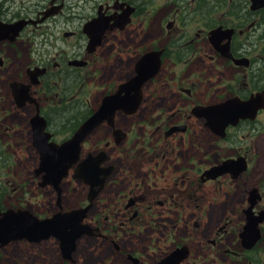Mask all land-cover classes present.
<instances>
[{
	"label": "flooded vegetation",
	"instance_id": "flooded-vegetation-1",
	"mask_svg": "<svg viewBox=\"0 0 264 264\" xmlns=\"http://www.w3.org/2000/svg\"><path fill=\"white\" fill-rule=\"evenodd\" d=\"M17 21V35L0 40L14 55L0 54V213L87 207L82 223L92 230L71 254L81 238L99 239V253L112 250L108 264H264V0L0 7V24ZM137 67L138 105L117 107L78 141L58 192L38 184L42 139L32 136V119L44 124L45 143L61 145L102 97L125 82L129 94ZM102 175L99 188L92 179ZM235 190L232 207L223 196ZM179 220L183 239L172 237ZM145 224L163 226L171 245L151 249L154 233L143 229L146 244L136 249L131 226ZM119 226L129 230L122 242Z\"/></svg>",
	"mask_w": 264,
	"mask_h": 264
},
{
	"label": "water",
	"instance_id": "water-1",
	"mask_svg": "<svg viewBox=\"0 0 264 264\" xmlns=\"http://www.w3.org/2000/svg\"><path fill=\"white\" fill-rule=\"evenodd\" d=\"M22 24L23 22L21 21H17L13 24H0V40L5 39V37L12 40L14 36L17 35ZM90 25L92 27L93 23ZM85 28L87 29V25ZM91 32L93 33L88 32L87 36L89 37V44L94 45V43L96 44V42L100 40L98 37L99 34H97L96 31ZM135 71L136 77L128 80L129 94L127 93V82H125L119 86L114 94L102 97V102L97 108V111L82 122L74 132L72 139H69L61 145L54 146L53 144L45 143L49 136L43 133L44 124H42L37 117L32 119V136H34L35 139H42L39 144L40 146L38 144L36 145L38 148L39 163L34 169V172L35 175L41 173V181L38 184L41 186L50 184L58 192L59 182L67 175V169L71 163V152L77 151L78 147H76V144L78 141L83 136L87 135V133H89L103 118L110 117L117 107L131 105V107L134 108L138 105V89L140 86L138 84L142 81L140 76L143 74V70L141 67H137ZM253 107L254 105L251 107L252 110ZM232 112V122L236 120L237 116H242L240 107L236 113H234V111ZM71 145H73V149ZM213 169H217V167L211 170ZM104 176L105 175H102L100 178L94 176L92 183L100 188ZM83 181H85V179H83ZM86 209L87 207H83V209H71L66 212L57 211L43 218L35 217L26 209H5L0 213V248L14 240L37 243L41 240L53 237L58 242V248L62 257L68 258L75 248V240L81 235L90 234L92 230L86 223H82ZM249 224L250 222L247 223V226H249ZM177 253L178 250L172 252L169 256L170 259L172 260L173 255Z\"/></svg>",
	"mask_w": 264,
	"mask_h": 264
},
{
	"label": "rangeland",
	"instance_id": "rangeland-1",
	"mask_svg": "<svg viewBox=\"0 0 264 264\" xmlns=\"http://www.w3.org/2000/svg\"><path fill=\"white\" fill-rule=\"evenodd\" d=\"M40 0H0V7L4 6H16V5H27V4H34L38 3ZM65 1H74V0H63ZM67 5V4H66ZM68 7V5L66 6ZM18 10V8H16ZM14 9V12H16ZM131 36L133 34L131 33ZM5 53L6 57L12 59L14 55H12V48L8 45H1L0 46V54ZM12 55V56H11ZM15 173L18 174H25L24 169L23 170H14ZM73 187V184L70 183L69 188H67L68 192L71 191ZM234 188V187H233ZM241 191L235 190L233 193H231L228 198V195H224V197H227L226 199H229L231 202V206L233 207L234 200H236V194L238 195ZM45 195L47 196V207L51 208L53 207V201L54 196L53 191L50 188H47L45 190ZM240 199V197H239ZM241 200V199H240ZM4 201L7 202L6 198H4ZM229 202V204H230ZM213 204H209V206H213ZM51 206V207H50ZM55 207V206H54ZM45 211L43 210L40 214V217H44ZM188 222V221H187ZM176 225L173 233V235L176 236L179 239H183V235L185 234V224L184 221L179 220L178 222L174 223ZM131 230L133 231L131 237L132 241L131 243L135 245L136 249L142 248V243L146 244V240L142 241V236L144 234L143 229L147 231H151L154 234L152 235V245H150V248H156L160 246H167L171 245L169 242V237L166 241H163L166 234L165 228L163 226H159L158 224H155L153 227L155 230H151L148 226L145 225H135L131 226ZM117 234V238L122 241L126 240L127 232L129 231L127 228L124 230L125 227H112ZM108 232V229H106ZM166 230L168 231L169 228L166 227ZM202 231V229H201ZM155 235V238H154ZM147 237V236H145ZM200 237V236H199ZM131 244V245H132ZM100 240L96 239H88L85 237V239L81 238L80 241H78V244L76 246L75 252L73 253L74 262H71L69 260L63 259L61 257V254L59 253L58 249V242L52 237H49V239L42 240L38 243H32L28 241H20V240H14V242H10L7 245L3 246L0 249V264H102L101 262L105 261L106 264L109 262V256H110V250L108 249H102L100 250ZM94 252V253H93Z\"/></svg>",
	"mask_w": 264,
	"mask_h": 264
}]
</instances>
